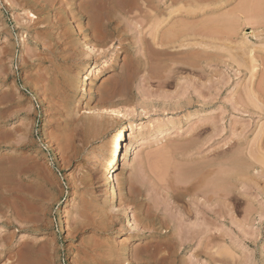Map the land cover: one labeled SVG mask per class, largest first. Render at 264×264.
<instances>
[{
	"label": "rangeland",
	"instance_id": "1",
	"mask_svg": "<svg viewBox=\"0 0 264 264\" xmlns=\"http://www.w3.org/2000/svg\"><path fill=\"white\" fill-rule=\"evenodd\" d=\"M145 1L0 0V264H264V2L242 18L245 0L162 3L197 12L160 27L197 29L202 49L189 42L197 65L166 83L175 55L149 44L138 60ZM122 124L114 195L103 168Z\"/></svg>",
	"mask_w": 264,
	"mask_h": 264
},
{
	"label": "bare ground",
	"instance_id": "2",
	"mask_svg": "<svg viewBox=\"0 0 264 264\" xmlns=\"http://www.w3.org/2000/svg\"><path fill=\"white\" fill-rule=\"evenodd\" d=\"M102 1V0H101ZM133 1V0H132ZM136 1V0H135ZM137 1H139V0H137ZM151 1L153 2L154 0H146L142 5H141V3H140V5L142 6V7H140V5H139V7H138V9H139V11H141L140 13H141V15L140 16H146V17H148L147 19L150 21H152L156 26L153 28V27H151L152 29H150V31L152 32H150L149 31V36H151V38H153L152 40H153V43L151 44L150 43V41H149V39L147 40V39H145V33L143 32V30L142 29H139L138 30V32H139V40L137 41L139 44H138V48H136V49H138V50H140L141 51V55L139 56V61L141 62V64L142 65H146L148 62H151V60L153 59V57H152V59L151 60H149L151 57H149L148 58V54L147 53H145L146 51H145V49H147L148 47H147V45H151L150 47H152L153 49L152 50H154L153 51V54L154 53H156L155 55V57L156 58H159V57H157V54H159V56H163V55H166V56H168L169 54H173V55H175L174 57L175 58H173V57H169V58H165L164 59V69H165V71H167V74L166 73H164L165 75H164V77H165V81L164 82H166V83H168L170 80H169V78H170V76H171V73H174V72H171V71H174V70H179V69H176V68H178V67H174L173 65H174V63H180V64H190V65H192V66H196L195 64H194V62H196V57L194 58L195 59V61L193 62V64L189 61V58L187 59V57L185 58V57H183L185 54H186V52L188 51L187 50V45H189V42H190V40L191 39H193V38H196V39H198V37L196 36L197 35V29L196 30H194V29H192L191 30V28L189 29V28H187V27H185V26H183L182 24L183 23H181V27H180V23L178 24L179 25V27L180 28H177V29H175L174 30V28L173 29H169L168 28V30H166V29H163L164 27H160V26H162L161 24H164V22L165 21H167V19H169V16H172V14H175L177 11H179V12H181V13H184L185 12V10H186V8H184L183 6H184V0L182 1H180V2H182L183 3V6L181 7V8H179V7H177L176 6V9H173L172 8V6L173 7H175V5H170L169 7H167V8H162L161 9V5H164V6H167V5H169V4H171V3H173V1H174V3H177L178 4V2L179 1H176L175 2V0H172V2H170V3H166V2H164V1H162V0H157L158 2L156 3V2H153L152 4H155L154 6L151 4ZM170 1V0H169ZM194 1V0H193ZM191 2V1H190ZM194 2H197V0H195ZM194 2H191V4L192 3H194ZM260 2H262L260 5H261V8H262V5H263V0H245L244 1V3L240 6V7H238V9L236 10V14L234 13V15L238 18H242V15L241 14H243V15H246L247 16V14L248 13H250L249 15H256V12L258 11L259 12V9H261L260 8V5L258 6V5H256V4H258V3H260ZM104 6H105V4L103 3V2H101ZM110 3H111V1H110ZM131 3V2H130ZM130 3H128V4H130ZM137 3V2H136ZM149 3H150V5H149ZM162 3H164V4H162ZM182 3H180V5L182 4ZM185 3H186V1H185ZM101 4V5H102ZM112 4V3H111ZM188 4V3H187ZM95 5H97V4H95ZM99 5V4H98ZM117 5V4H116ZM135 5V4H134ZM133 4L131 5L133 8L135 7ZM153 6V7H155L156 8V11H155V13H153V11L151 12V13H143V11H146V8H147V6ZM197 6L198 4H196V3H194V6ZM100 6V5H99ZM130 6V5H129ZM130 6V7H131ZM163 6V7H164ZM185 6H186V4H185ZM257 8H256V7ZM105 7H107V6H105ZM109 7V6H108ZM113 7V6H112ZM111 6H110V8H112ZM115 7V6H114ZM119 7V6H118ZM131 7V8H132ZM153 7H151V8H153ZM187 7V6H186ZM155 8H153L152 10H154ZM179 8V9H178ZM183 8V9H182ZM198 9L199 10V6L198 7H195V9ZM255 8L257 9V11L255 10ZM113 9V8H112ZM136 9V8H135ZM134 9V10H135ZM138 9H136L137 11H138ZM148 9H150V8H148ZM185 9V10H184ZM189 9H191V10H189ZM103 10V9H102ZM107 10V9H106ZM122 10V9H121ZM182 10V11H181ZM193 10V11H192ZM234 10V11H235ZM255 10V11H254ZM151 11V10H150ZM186 11H188V14H192L193 12V14H195V13H197L194 9H192V7H187V10ZM254 11V12H253ZM108 12V11H107ZM111 12H112V10H111ZM125 12V11H124ZM128 12V11H127ZM132 13L134 12V11H131ZM245 12L247 13V14H245ZM103 13V12H102ZM106 13V12H105ZM115 13V12H114ZM144 15H143V14ZM231 13V12H230ZM110 14V13H109ZM108 14V15H109ZM118 14H119V12H118ZM134 14V13H133ZM135 14H136V12H135ZM177 15H178V12L176 13ZM175 14V15H176ZM192 14V15H193ZM225 14V13H224ZM229 14V13H228ZM260 14V13H259ZM131 15V13L128 15H126L127 17H129ZM137 15V14H136ZM184 15V14H183ZM185 15H187V14H185ZM234 15H232L233 16V18L235 17ZM106 16V15H105ZM120 16V15H119ZM118 16V17H119ZM124 16V15H123ZM139 16V15H138ZM182 16V15H181ZM194 16V15H193ZM259 16V15H258ZM114 17V16H113ZM130 17H137V16H130ZM129 17V18H130ZM220 17V16H219ZM218 17V18H219ZM225 17V16H224ZM245 17V16H244ZM253 17V16H252ZM112 18V17H111ZM140 18H142V17H140ZM174 18V17H173ZM181 18H185V17H181ZM221 18V17H220ZM219 18V19H220ZM226 18L228 19L229 18V15L228 16H226ZM225 18V19H226ZM233 18H231V20L233 19ZM246 18V17H245ZM250 18V17H249ZM107 19V18H106ZM110 19V18H109ZM146 19V20H147ZM224 19V18H223ZM224 19V20H225ZM236 19V18H235ZM124 20H126V19H124ZM138 21H139V18L137 19ZM145 20V21H146ZM180 20V19H179ZM178 20V21H179ZM216 20V19H215ZM229 20V19H228ZM227 20V21H228ZM231 20H229L230 22H229V24L231 23ZM238 20V19H237ZM242 20V19H241ZM114 21V20H113ZM117 21V20H116ZM122 21V20H121ZM145 21L142 23V24H144L145 23ZM150 21V22H151ZM213 21V20H212ZM211 21V22H212ZM220 22L222 21V19L221 20H219ZM219 21H217V24H218V22ZM226 21V20H225ZM224 21V22H225ZM226 21V23H228ZM233 21V20H232ZM239 21V20H238ZM238 21H237V23H238ZM118 22H119V20H118ZM151 22V23H152ZM170 22V21H169ZM215 23H216V21H214ZM214 22H212V23H214ZM234 22V21H233ZM247 22H249V20H247ZM120 23V22H119ZM151 23L150 24H148L147 23V25H151ZM171 23V22H170ZM174 23H175V21H174ZM210 23V22H209ZM208 23V27L212 24V23H210L209 24ZM215 23H214V25L212 24V26H215ZM226 23H223V21H222V25L224 26V24H225V27H224V29H227L228 31H226V30H224L226 33H227V35H228V32H230L231 33V35H232V33L233 32H231V28L229 29L228 27L226 28V25H228V24H226ZM118 24V23H117ZM126 24V23H125ZM166 24V23H165ZM169 24V23H168ZM216 24V25H217ZM233 24H236V23H233ZM232 23H231V25H233ZM123 25V24H122ZM146 25V24H145ZM153 25V24H152ZM206 25V24H205ZM219 25V24H218ZM217 25V27H219ZM221 24H220V27H222L223 28V26H222ZM105 26V25H104ZM124 26V25H123ZM141 26V25H140ZM188 26V25H187ZM211 26V27H212ZM230 26V25H229ZM136 27V26H135ZM142 27H143V25H142ZM145 27V26H144ZM150 27V26H149ZM176 27H178V26H175V28ZM209 28L210 30H213V31H218L219 29H222V28H220L219 27V29L218 28H216V27H213V29L212 28ZM231 27V26H230ZM234 27V26H233ZM137 28V27H136ZM205 28V27H204ZM216 28V29H215ZM205 29H208L207 27L205 28ZM218 29V30H217ZM237 29V28H236ZM235 29V30H236ZM104 30V29H103ZM196 31V32H194V31ZM232 30H233V28H232ZM116 31V30H115ZM121 31V30H120ZM219 31H221V30H219ZM107 32V31H106ZM113 33H115V32H113ZM112 33V34H113ZM207 33V35L209 36V34H211V32L210 33H208V32H206ZM205 33V34H206ZM118 34V33H117ZM234 34V33H233ZM203 35V34H202ZM212 36L214 35V34H211ZM217 35V34H216ZM216 35H214L215 37H216ZM230 35V34H229ZM106 36V35H105ZM203 36H205V35H203ZM118 37V36H117ZM206 37V36H205ZM205 37H203V38H205ZM106 38V37H105ZM85 39H88V38H85ZM196 39H194V40H196ZM203 41H204V39H202ZM87 42H88V40H86ZM206 41H208V40H206ZM206 41L204 42V43H206ZM120 42V41H119ZM195 42H197V40L195 41ZM199 42V45L201 44V42L200 41H198ZM89 43V42H88ZM87 43V44H88ZM191 43V42H190ZM203 43V42H202ZM89 44H91V43H89ZM192 45L194 44V42L193 43H191ZM191 44H190V46H188V47H190V49L192 50V51H189L190 53H192V54H190L189 53V56L191 55V58H192V56H199V53H200V50H202V49H198V47H197V43H195L196 44V47H193V46H191ZM194 44V45H195ZM149 47V48H150ZM184 48H185V50H184ZM200 48V47H199ZM189 49V48H188ZM189 49V50H190ZM151 50V49H150ZM149 50V51H150ZM174 50V51H173ZM184 50V51H183ZM187 50V51H186ZM145 51V52H144ZM186 51V52H185ZM147 54V55H146ZM161 54V55H160ZM182 54H184L183 56H181ZM145 55H146V57H145ZM150 55V54H149ZM177 55H180V56H177ZM145 58H144V57ZM161 56V57H162ZM170 56H172V55H170ZM188 56V57H189ZM165 57V56H164ZM155 58V59H156ZM162 59V58H161ZM149 60V61H148ZM193 60V59H192ZM138 65V64H137ZM179 65V64H178ZM199 65V64H198ZM149 67V66H148ZM162 67V66H161ZM255 67V66H254ZM253 67V68H254ZM145 68V67H144ZM162 68V69H163ZM148 69V68H147ZM97 70V65H90V66H88L87 68H85V70L81 73V75H80V79L78 80L79 81V85H78V87H80L81 88V90L82 91H84L85 93L87 92V85L89 84V80H90V77L94 74V72ZM181 70V69H180ZM150 71V70H149ZM174 75H176V74H174ZM150 75H148V77H149ZM172 77V76H171ZM174 78V77H173ZM164 80V79H163ZM162 80V81H163ZM161 81V82H162ZM262 81H264V80H262ZM170 83V82H169ZM161 84V83H160ZM165 84V83H164ZM263 84V86H264V82L262 83ZM261 85V84H260ZM261 87V86H260ZM264 87H262L261 89H263ZM261 91V90H260ZM263 91H264V89H263ZM82 94V96L80 97V98H78L77 99V104H80V103H82L83 101H84V99L86 98V94ZM88 93V92H87ZM252 93H254V92H252ZM263 94V93H262ZM253 95H255L254 96V98L255 99H257L256 97V94L254 93ZM252 95V96H253ZM88 96V95H87ZM259 97H260V95H258ZM260 101V100H259ZM263 101V100H262ZM257 104H258V101L256 102ZM259 103H262L261 101L259 102ZM264 104V103H263ZM260 105V104H259ZM261 106V105H260ZM262 108H264V107H262ZM105 113H107V115H109L110 117H115V118H119V116H120V112H117V111H114V110H106V112ZM129 126V124H122L117 130H116V132L115 133H113L114 135H113V138H112V141H111V143H110V159L108 160V163H107V165L103 168V178L105 179V181H106V183H107V185H108V187H109V189H110V191L111 192H113L114 193V195H116V182H115V171H116V168H117V166L119 165V162H120V159H121V153H122V145H123V142H124V139H125V136H126V131H127V127ZM131 136V135H130ZM126 150H125V154L124 155H126V157H129V156H131L134 152H135V150H136V146L134 145V144H130V145H128V146H126V148H125ZM263 158H264V156H262ZM127 159V158H126ZM195 178V177H194ZM187 179V178H186ZM197 179V177L195 178V180ZM191 182H192V179L190 180ZM184 182V181H183ZM193 182H194V180H193ZM192 182V183H193ZM199 182V181H198ZM188 183V182H187ZM193 184H195V182L193 183ZM196 184H197V182H196ZM189 186H190V184H189ZM194 186V185H193ZM186 187V186H185ZM188 187V186H187ZM191 187V186H190ZM193 188V187H192ZM191 188V189H192ZM195 188V187H194ZM195 189H197V188H195ZM198 189H200V188H198ZM185 190H186V188H185ZM189 190V189H188ZM191 191V190H190ZM198 192V191H197ZM195 193V192H194ZM118 194V193H117ZM213 205V204H212ZM176 207V206H175ZM179 208V207H178ZM185 208H187V207H185ZM185 208H184V210H185ZM191 207H189L188 208V210H186V212L188 211V212H192L193 214L194 213H196V215H197V213H198V215H199V212H198V209L197 208H193V209H190ZM212 208V207H211ZM183 209V208H182ZM196 209H197V212H196ZM180 210V209H179ZM178 210V211H179ZM184 210H181V211H184ZM214 210V208L211 210V211H213ZM181 211H179V212H181ZM178 213V212H177ZM183 213V212H182ZM190 213H188V214H190ZM180 214V213H179ZM186 213H184L183 214V217H184V215H185ZM195 215V214H194ZM195 215V216H196ZM198 215L196 216V218L198 217ZM193 216V215H192ZM181 217V216H180ZM173 218V217H172ZM179 219V218H178ZM187 219H188V217H187ZM180 220V219H179ZM197 220L199 221V217L197 218ZM182 221V220H181ZM181 221H180V224H181ZM62 222V221H61ZM132 222V221H131ZM182 222H184V221H182ZM195 223H196V221H195ZM199 223V222H198ZM197 223V224H198ZM133 224V223H132ZM182 226H184L183 224H181ZM180 226V225H179ZM212 227V226H211ZM180 229V228H179ZM210 230V229H209ZM208 230V231H209ZM180 231V230H179ZM180 233V232H179ZM210 233H211V231H210ZM178 234V233H177ZM201 234H202V232H201ZM208 234V233H207ZM179 235V234H178ZM201 236V235H200Z\"/></svg>",
	"mask_w": 264,
	"mask_h": 264
}]
</instances>
